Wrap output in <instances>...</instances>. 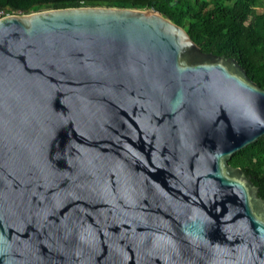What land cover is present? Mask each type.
Here are the masks:
<instances>
[{"label":"water","instance_id":"water-1","mask_svg":"<svg viewBox=\"0 0 264 264\" xmlns=\"http://www.w3.org/2000/svg\"><path fill=\"white\" fill-rule=\"evenodd\" d=\"M264 90L154 9L0 19V264H264L232 157Z\"/></svg>","mask_w":264,"mask_h":264},{"label":"trees","instance_id":"trees-1","mask_svg":"<svg viewBox=\"0 0 264 264\" xmlns=\"http://www.w3.org/2000/svg\"><path fill=\"white\" fill-rule=\"evenodd\" d=\"M264 0H0L10 15L49 9L109 7L154 9L183 28L202 52L235 59L264 90ZM229 164L240 168L264 199V137L236 153Z\"/></svg>","mask_w":264,"mask_h":264},{"label":"built area","instance_id":"built-area-1","mask_svg":"<svg viewBox=\"0 0 264 264\" xmlns=\"http://www.w3.org/2000/svg\"><path fill=\"white\" fill-rule=\"evenodd\" d=\"M7 16H10V14L4 12V11H0V19L4 18V17H7Z\"/></svg>","mask_w":264,"mask_h":264},{"label":"rangeland","instance_id":"rangeland-1","mask_svg":"<svg viewBox=\"0 0 264 264\" xmlns=\"http://www.w3.org/2000/svg\"><path fill=\"white\" fill-rule=\"evenodd\" d=\"M259 4H260V5H259V6H260V7H259V12H260V13H264V7L261 6L260 1H259ZM47 10H51V9L46 8L45 11H47ZM19 14H20V13H19ZM16 15H17V14H16Z\"/></svg>","mask_w":264,"mask_h":264}]
</instances>
